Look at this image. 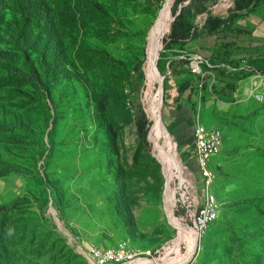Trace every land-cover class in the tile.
I'll use <instances>...</instances> for the list:
<instances>
[{
  "label": "rangeland",
  "instance_id": "obj_1",
  "mask_svg": "<svg viewBox=\"0 0 264 264\" xmlns=\"http://www.w3.org/2000/svg\"><path fill=\"white\" fill-rule=\"evenodd\" d=\"M50 1L60 5L56 36L37 19L25 27L23 6L0 19V264H94L91 245L124 243L137 258L173 246L169 209L180 189L176 180L174 198L168 186L176 156L168 117L188 92L189 127L201 121L224 136L204 192L220 213L188 264H264V102L221 83L252 72L216 69L212 87L191 71L174 76L177 45L165 40L176 0ZM249 63L264 69L262 59ZM133 105L155 119V147L152 126L151 145L140 141ZM191 151L177 147L194 167ZM198 180L203 191L199 172Z\"/></svg>",
  "mask_w": 264,
  "mask_h": 264
},
{
  "label": "crops",
  "instance_id": "obj_2",
  "mask_svg": "<svg viewBox=\"0 0 264 264\" xmlns=\"http://www.w3.org/2000/svg\"><path fill=\"white\" fill-rule=\"evenodd\" d=\"M194 28L198 34L195 38L188 41L182 47L177 45V48L172 47L169 49L178 52L177 56L171 58V62H173L174 76L178 75L180 79H184L186 75L190 74L188 60L182 57L183 52H196L213 60V62L225 63L227 65H238L244 59L249 62H257L262 59L260 54L261 45L264 41V2L262 0H206L199 9V14L195 17ZM216 69L219 68H209L208 70L215 73V76H218ZM193 76L196 75L193 74ZM210 78L211 75L209 74L205 80L209 81ZM238 78V76L231 77L233 83L235 82L236 86H240V92H243L248 77ZM183 83H189V86L184 91L188 90V88L190 89V79L184 80L176 89L180 91V86ZM221 83L228 85L229 81L226 80ZM235 91L236 88L231 93L234 94ZM180 93L182 91L178 92V95ZM224 93L222 91V95ZM188 95L189 92L184 96L186 100L183 105L178 103L172 111L173 114L168 117V120H171L173 125L175 158L183 167L185 176L189 180H192L195 179V175H198V172L200 174V167L198 159L192 150L194 146L193 132L195 123L193 127H189L191 126L194 114L192 113V105L190 103L192 96ZM158 99H160L158 102L160 104L161 97ZM217 99L222 102L221 97H217ZM178 146L192 150L189 154V160L194 167L184 163L182 157H178ZM170 165L172 169H176L178 164L174 159V162ZM205 195L204 192H200V201L202 203H204Z\"/></svg>",
  "mask_w": 264,
  "mask_h": 264
},
{
  "label": "built area",
  "instance_id": "obj_3",
  "mask_svg": "<svg viewBox=\"0 0 264 264\" xmlns=\"http://www.w3.org/2000/svg\"><path fill=\"white\" fill-rule=\"evenodd\" d=\"M160 47V46H159ZM167 51V49H163ZM261 57L264 59V41L261 45ZM159 54V48H158ZM182 57L188 60L189 69L192 74L198 76L203 85L207 75H211L210 87L216 81L215 73L210 72L207 68L227 69L228 71L252 72L248 77L246 86L243 89V95L253 97L259 102H264V79H256L259 70L248 60H242L238 65H227L225 63L213 62V60L204 57L196 52H183ZM157 60V59H156ZM170 64V61L168 62ZM206 126L201 121L194 125V146L192 148L196 155L200 167V174L203 180V191L199 190V182L191 181L185 176V171L180 162H177V168L172 169V176L169 180V189L177 193V187L172 184L178 180L180 198H175L172 206V216L177 220L175 228L177 229V238L173 239V246L166 250H161L154 256L137 258L135 251L129 249L126 244L122 243L115 247H98L91 245L88 248L89 256L93 259L94 264H135L142 259L155 260L157 264H188L190 256L197 251V232H205L219 216L220 204L210 201L202 203L200 201V192H206L208 180L211 177L203 173L201 159L203 155H216L223 146L224 136L221 128L214 126V133H206ZM193 192L188 193V189ZM169 190V191H170ZM177 210V213L175 212ZM124 254H131V261H124Z\"/></svg>",
  "mask_w": 264,
  "mask_h": 264
},
{
  "label": "trees",
  "instance_id": "obj_4",
  "mask_svg": "<svg viewBox=\"0 0 264 264\" xmlns=\"http://www.w3.org/2000/svg\"><path fill=\"white\" fill-rule=\"evenodd\" d=\"M206 0H176V8L180 6V10L177 11V14H175L174 20L170 24L169 28V34L167 39L165 40L166 46L169 48V46L172 45H179L184 46L188 41L195 38L198 34L195 32V17L199 14V9L203 6ZM264 2V0H262ZM173 0L170 1L171 6ZM19 6L24 7V13H25V27L30 26L35 19L39 21L40 25L45 26L49 28V32L51 35L56 36V27L54 24V14L59 9L60 5L54 4L50 0H0V19L4 21L8 15H10L13 12H10L8 9L13 8L18 9ZM168 7V14L170 17V8ZM76 12V8L74 7V13ZM56 15V14H55ZM169 26L168 20L160 32L159 40L162 37V35L165 33ZM169 42V43H168ZM160 46L159 44H156V52L158 51V48ZM172 48V47H171ZM158 54V53H157ZM261 54V53H260ZM157 58V56H156ZM264 61V59L262 58ZM59 64V62H57ZM172 65V62L170 66ZM158 71V70H157ZM146 74V72H145ZM240 78H243L244 76H238ZM199 78V77H198ZM229 81L228 87H231L232 90L235 89V82L233 83V80L231 77L227 79ZM189 86V83H183L181 87H183V90ZM231 90V91H232ZM222 95V93L220 94ZM133 107L136 109L138 108V114H136V125H137V132L140 141L150 146L151 142L148 138V132L150 129V139L154 142V147L156 143V134H155V119H153V125L152 122L148 119L147 113L145 109L142 106L133 105ZM157 116L160 117V113H157ZM155 117V115H154ZM174 203V202H173ZM172 205H170V209L172 212ZM177 213V211H176Z\"/></svg>",
  "mask_w": 264,
  "mask_h": 264
},
{
  "label": "bare ground",
  "instance_id": "obj_5",
  "mask_svg": "<svg viewBox=\"0 0 264 264\" xmlns=\"http://www.w3.org/2000/svg\"><path fill=\"white\" fill-rule=\"evenodd\" d=\"M163 23V22H162ZM162 28V26H161ZM162 31V30H161ZM161 34V33H160ZM159 38V35H158ZM160 40H158L157 44H159ZM256 79H264V77L262 76H256ZM206 133H214V131L212 132H206ZM215 156V155H214ZM212 155H203L202 159H201V167L203 168V173L204 174H208L211 177L208 180V186L206 188H209L210 185L212 184L213 180H214V173L213 170L211 169V167L209 166V161L212 158ZM175 198V195H174ZM175 201V200H174ZM210 201L215 202L216 200L215 198L211 197L210 195L206 198L205 203H210ZM217 204V203H216ZM169 214L171 217H173L171 214V210H169ZM174 218V217H173ZM210 227V226H209ZM209 227L205 228V232H197V240L199 239V237L204 236L206 234V232L208 231ZM124 261H131V254H124ZM157 263H161V262H157L155 260H149V259H142L139 261H136V264H157Z\"/></svg>",
  "mask_w": 264,
  "mask_h": 264
},
{
  "label": "clouds",
  "instance_id": "obj_6",
  "mask_svg": "<svg viewBox=\"0 0 264 264\" xmlns=\"http://www.w3.org/2000/svg\"><path fill=\"white\" fill-rule=\"evenodd\" d=\"M9 234H11V232H9Z\"/></svg>",
  "mask_w": 264,
  "mask_h": 264
},
{
  "label": "water",
  "instance_id": "obj_7",
  "mask_svg": "<svg viewBox=\"0 0 264 264\" xmlns=\"http://www.w3.org/2000/svg\"><path fill=\"white\" fill-rule=\"evenodd\" d=\"M160 77V76H159ZM149 138H150V135H149Z\"/></svg>",
  "mask_w": 264,
  "mask_h": 264
}]
</instances>
